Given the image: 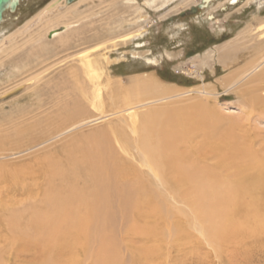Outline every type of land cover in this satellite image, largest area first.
Returning a JSON list of instances; mask_svg holds the SVG:
<instances>
[{
	"label": "rangeland",
	"instance_id": "rangeland-1",
	"mask_svg": "<svg viewBox=\"0 0 264 264\" xmlns=\"http://www.w3.org/2000/svg\"><path fill=\"white\" fill-rule=\"evenodd\" d=\"M52 1L19 0L15 12L6 11L2 16L0 178L9 181L12 180L9 174L17 178L23 176L38 159L61 152L65 145L69 146L73 135L90 137L96 142L106 141L107 137L111 139L112 131H115L116 124L121 125V120L152 110L160 112L158 117L163 120L171 116L181 119L182 116L187 123L191 119L199 124L197 128L201 134L185 137L184 147L178 151L189 159H193L194 151L198 150L197 142L203 144L204 136L211 140L221 132L226 136L227 132H231L248 139L246 137L251 130L253 137L264 134V120L248 102L263 95L260 91L264 89V71L258 72L263 74L262 78L254 74L231 86L242 73L247 72L252 60L257 57V49H254L263 36L264 0H238L234 5L233 1L209 0L207 3L210 5L206 8L204 0H77L72 4L63 3L44 18H39L40 12ZM50 20H53L52 28L47 23ZM68 22L72 24L71 29L55 37L56 31ZM42 58H45L44 62ZM29 65L36 66L30 74H23ZM78 69L90 71L89 77L84 76V81L81 79V82L73 84L75 92L77 87L84 86L86 88L82 91L85 90L93 98L86 105L88 119L71 136L68 134L30 147L28 140L37 136L42 126L36 122L45 123L41 120L42 110L47 112L49 104L55 99L51 97V100L53 95L46 96L45 92L62 87L68 82L67 77ZM30 77L37 78L25 83ZM146 78L161 85L165 93H157L151 100L146 99L144 106L133 103L128 106L133 109L124 112L127 109L122 104L124 93L118 89L119 94L110 95L111 85L135 89ZM97 92L100 94L99 101L94 99ZM111 108H116L113 113H121L112 114ZM101 111L106 112V117L98 120L102 116ZM95 119L97 121H93ZM112 145L119 149L118 145ZM205 147H201L197 156L202 155ZM27 182L30 184L32 180ZM3 186L7 185L1 184L0 187V207L18 210L20 207L12 206V202L19 197H13L9 186L7 189ZM166 196L165 203L173 209L172 212H180L175 218L170 217L169 222L174 219L177 223L184 222V217L194 219L192 217L197 211L190 204L193 200L190 189H185L182 196L173 193ZM187 222L186 226L182 223L174 233L166 232L163 237L157 233L159 238L151 242L144 240L141 233L122 234L125 239L117 235L115 250L118 264H264V234H252V218H245L241 233L222 237L212 244L200 235L193 223ZM3 230L6 234L1 235L14 238L10 231ZM33 254L35 252L30 247L24 248L20 243L0 241L1 264H41L37 253ZM58 258H61L59 264H95L79 254H76L74 263H68L66 255ZM51 262L55 264L56 261Z\"/></svg>",
	"mask_w": 264,
	"mask_h": 264
},
{
	"label": "bare ground",
	"instance_id": "bare-ground-1",
	"mask_svg": "<svg viewBox=\"0 0 264 264\" xmlns=\"http://www.w3.org/2000/svg\"><path fill=\"white\" fill-rule=\"evenodd\" d=\"M230 1L234 5L238 0H228ZM63 3L66 0H53L40 12L39 18H44ZM209 5L207 3L204 7ZM47 23L51 27L53 20ZM71 26L69 22L64 23L54 36L59 37L68 32ZM261 35L263 36L254 49H257V57L252 60L247 72L233 82L232 87L247 77L264 71V30ZM42 60L44 62L45 58ZM36 65L27 66L22 73L30 74ZM84 72L87 71L75 70L62 87L52 89L53 92H45L46 96L53 95L50 98H55L54 102L49 104L47 112L46 109L42 110L41 120L45 123L42 124L39 120L36 122L42 125L41 130L37 136L28 140L27 145L34 148L61 136H71L84 125L89 113L86 105L93 98L85 90L82 91L86 88L81 86L82 83V89L77 87V93L76 88H73L75 82H81V79L84 81L85 75L89 77L90 71ZM262 76L263 74L261 78ZM35 78L37 77H30L25 83H31ZM118 89L125 94L122 104L127 109L124 112L133 109L128 107L133 103L143 104L146 99L151 100L153 95L165 93L162 86L150 78L141 81L135 88L137 91L134 87L123 89L117 84L111 85L110 95L118 93ZM260 93L263 95L253 97L248 102L251 107L256 108L255 112L263 121L264 89ZM94 97L99 101V92L94 93ZM43 103L44 101V106ZM111 109L112 114L121 113H113L116 108ZM101 112L102 116L98 120L106 117V112ZM159 113L152 110L121 120V125L116 124L113 136L111 135V139L107 137L106 141L96 142V139L90 137L73 135L69 146L65 145L61 152L38 159L23 176L17 178L9 174L12 179L9 181L0 178V187L1 184L7 185L3 186L6 189L9 186L10 194L19 197L12 202V206L20 207L12 211L0 207V233H5V229L15 235L13 239H8L6 233L0 234V241L10 240L14 244L20 243L24 248L30 247L41 259V264H53L51 260L59 264L61 258L58 257L64 255L68 258V263L73 260L76 262V254L95 264H118L115 250L117 235L141 233L144 240L151 242L159 238L157 233H161L163 237L166 232L174 233L182 223V226H186L187 220L211 244L222 237L241 233L245 227V218H252L251 233L254 236L264 234V134L253 137L251 130L249 136H245L249 140L231 132H227V136L221 132L211 140L204 136L203 144L197 142L198 150L194 151L193 159H189L186 154L178 151L184 147L185 137L201 134L197 128L199 124L191 119L187 123L182 116L181 119L171 116L163 120L158 117ZM33 124L35 126V122ZM112 143L118 145L119 149H115ZM203 145L207 147L202 150V155L197 156ZM27 180L32 182L29 184ZM185 189L191 190L193 200L190 204L197 213L192 217L193 220L184 217V222L177 223L175 219L169 222L170 217L175 218L180 212L177 210V213H173L164 199L171 193L182 196ZM143 244L147 246L146 243ZM146 255L150 256H144Z\"/></svg>",
	"mask_w": 264,
	"mask_h": 264
},
{
	"label": "water",
	"instance_id": "water-1",
	"mask_svg": "<svg viewBox=\"0 0 264 264\" xmlns=\"http://www.w3.org/2000/svg\"><path fill=\"white\" fill-rule=\"evenodd\" d=\"M75 0H66V4H71ZM209 0H204L207 3ZM19 5V0H0V24L2 22V16L5 11L15 12L17 6Z\"/></svg>",
	"mask_w": 264,
	"mask_h": 264
}]
</instances>
